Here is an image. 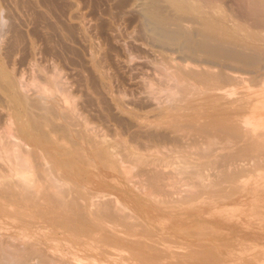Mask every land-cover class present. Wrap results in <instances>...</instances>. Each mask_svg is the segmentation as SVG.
Here are the masks:
<instances>
[{"label": "bare ground", "instance_id": "6f19581e", "mask_svg": "<svg viewBox=\"0 0 264 264\" xmlns=\"http://www.w3.org/2000/svg\"><path fill=\"white\" fill-rule=\"evenodd\" d=\"M258 1L260 3L255 10L247 14L242 12L243 15H236L234 19L229 17L231 13L224 15L223 10V14L219 13L220 10L203 12L199 6L194 7L188 2L186 6L182 0H168L181 12L183 9L195 12V17L189 19L200 28L182 34L177 32L178 28L171 34H163L160 29V32L155 31L166 37L168 42L176 44L181 56L179 61L176 60L173 72L169 70L168 77H163L165 82L158 76L163 82H159L158 78V84L152 80L157 85L147 81L150 84L145 87L147 92L144 93L151 96L153 101L150 102H155L156 108L151 111L145 109L148 112L138 117L133 115L137 117L133 121L137 128L131 124L135 130L153 128L151 131H155L154 134L146 135V139L143 138L146 132L141 131V139H137V135L135 140L132 139L134 141L119 142L113 137L116 145L112 142L113 145H108L107 133L104 136L102 129L94 132L96 129L92 128L93 131H88L92 139L86 141L82 134L87 136L85 129L90 126L83 122L88 128L85 125V129L81 128L84 133H78V140L88 146L82 145L85 149L82 151L75 147L77 153L79 150L83 154L81 157L79 154L80 158L76 160V153L65 156L67 154L59 150L60 147L55 145L57 142L52 140L56 136L53 133L51 141L56 147L44 145L47 143V138L43 140L41 134L45 136L44 132H35L40 123H35L38 127L34 129L22 122L14 131L11 124H3V133L8 137L0 133V264H221L220 257L223 260L229 258L225 256L230 253L231 247L224 246V239L237 240L238 243L258 241L264 245V233L261 232L264 226H243L245 222L240 224L239 218L231 214L225 216L221 210V206L228 204L252 207L254 215L256 208H264V35L249 32L236 22L247 21L248 29L264 33V0ZM235 12L232 13L237 14V10ZM56 129L54 127L53 131ZM62 129L61 126L60 132ZM71 132L74 133V130ZM124 132L120 133L121 136ZM68 139H64L63 146L69 143ZM117 141L121 148L117 146ZM58 151L65 157L56 161L55 166H50L49 159H56ZM93 159L109 169L120 171L123 176L129 172L127 164L135 165V169L138 167L133 176H126L129 179L121 175L134 190L128 187L124 198L113 194L111 198H106L110 194L98 193L101 190L96 186L93 190L98 192L92 194L96 200L81 203L72 190L60 188L72 172L77 173L75 171H78L80 163L91 165ZM131 168L129 173L134 169ZM55 170L61 171V175L51 179L50 175L54 176ZM155 197L159 200L156 201ZM190 204L196 209L189 211V207H184ZM259 213L256 214L260 217L262 214ZM197 224L211 227V232L202 233L201 238L200 233L199 237L190 233V236H195L194 239L198 238L192 242L191 239L184 240L182 234V237L178 236L177 231ZM255 225L258 226L257 223ZM154 230L169 233V236L157 237ZM170 236L184 240L177 242V252L173 251L175 246L172 239H168ZM248 247L245 244L247 252L242 248L245 255L253 245ZM241 252L234 253L240 256ZM233 255L229 264L235 262ZM263 255L262 252L254 257ZM244 260L236 263L261 262L255 263L249 257Z\"/></svg>", "mask_w": 264, "mask_h": 264}, {"label": "rangeland", "instance_id": "374dc122", "mask_svg": "<svg viewBox=\"0 0 264 264\" xmlns=\"http://www.w3.org/2000/svg\"><path fill=\"white\" fill-rule=\"evenodd\" d=\"M182 1L185 2L184 5L186 6L188 3L194 5V7L199 6V10L203 12H219L220 10L219 13L221 14L225 11L224 15L231 13L229 17H234V19L235 17L240 16L242 12L247 14L248 11L255 10L257 4L260 3L258 0H254L257 3L252 2V0ZM200 2H202V4H200ZM198 3L199 5H197ZM248 3L250 4L249 7ZM213 4L218 6V8H216V6L211 7L214 6ZM243 7L245 11L243 10ZM236 10L237 14H235ZM239 10L243 11L238 12ZM183 11L181 12L180 9H175L168 0H0V133L2 135H7L8 137V134L3 133V124L6 122L11 124L13 131L21 125L22 122L23 125H31V128L33 127L34 129L39 125L35 132L37 131L36 133L39 132V134L40 132H44L45 136L41 133L42 137H44L43 140H45L46 137V142H51H49L48 145L47 143L44 145L47 147L50 145L59 146V150L67 154L65 156H68V154L71 156L70 154L72 153V156H74L76 153V155H78L77 157L74 156L76 160L83 155L80 154L82 153L80 151L84 149L83 146H88L87 143L82 142L80 139L81 142L78 140L80 136L78 133L80 134L85 128H88L87 125L92 127L88 128L90 130L85 129L87 136L82 134L86 141L87 139L90 141L92 139V136L88 134L90 131L96 129L94 132H97L102 129L101 133H104V136L107 133L105 138H107L108 145H111L112 143L116 145L115 140H118L119 142L120 140H135L137 135L140 136H137V139H141L143 136H145L143 138L146 139V135L148 137L153 135L155 132L151 131L153 128H149L151 130L146 129V131H144L145 129L135 130V128H131V124L132 126L134 125L133 127H136V123L134 124L133 121L135 122L138 116L143 115L142 113L145 114L148 112V108L150 109L149 111L156 108L154 104L155 102H150V100L153 101L151 96L144 93V91L147 92L145 87L153 82H157L158 84L162 81H160L161 78L164 79L163 81L165 82L166 79L163 77L165 75V77H168L169 70L171 71L173 69L175 63L179 61L178 59L181 56L176 49V44L173 45L174 43L168 42L167 39H165L166 37L160 33L159 35L162 37L159 36L155 31H163V34H171L172 31L173 33L176 32L178 28L177 32L182 34L181 32H191L194 28H200V26L189 19L194 16V14L196 15V13L192 11H190V13L189 11H185V9H183ZM186 15L190 16L187 17ZM236 22L237 25L241 24L240 26L245 30L247 29L249 32L254 31L259 35H264L262 31L260 32L257 29H248L246 24L248 26L249 22L247 21H244L245 23H241L242 20ZM162 24H164V26H162ZM158 29H160V31ZM179 43L180 40L177 42V45ZM172 59L175 60L173 61ZM173 70L170 73H172ZM160 75H162V77ZM157 76L160 77V79ZM157 78L159 79V82ZM152 80L154 81L152 82ZM147 81H150V83ZM157 84L153 83V85ZM146 96H149V98ZM146 98L149 101H146ZM144 103L149 106L147 107ZM73 110L75 111L73 112ZM74 114H76V116ZM133 115L138 116L135 117ZM68 117L75 120V122L73 123ZM44 121H46V123ZM67 121H70L72 125ZM27 122L28 124H26ZM83 122H87V125ZM35 123L40 124L36 125ZM75 124L76 126H74ZM125 124L128 126H124ZM53 126L55 129L58 128V131L56 129L54 132ZM61 126L64 128L61 131L63 133L60 132ZM39 128L40 130L42 129V131L38 130ZM81 128L84 129L81 130ZM92 128L94 129L91 130ZM127 128L129 133L127 132ZM129 128L131 131H129ZM48 129H50V132H48ZM132 129H134L137 134L133 132ZM73 130L74 133L71 132ZM111 130H113V132ZM114 130L117 131H115V135L112 136ZM123 131H126L127 133L124 132V134H126H123L122 138L121 134ZM141 131L144 132V134L146 132V134L142 136ZM139 132H141V135ZM52 133L53 135H56L54 136L56 139L52 138L54 142H57L55 145H53V141H51ZM101 133L96 134L100 135ZM130 133L131 135L128 137ZM49 134L50 136H48ZM64 134H66L68 138H71L68 139ZM73 134L75 136H73ZM118 134L120 138L118 137ZM59 135L61 137L64 136L63 140L61 139L62 142L59 140V138H61ZM125 136H127V138ZM113 137L115 140H112ZM48 138L50 139L48 140ZM65 138L68 139L67 142L69 141V143H71V145L69 143L67 144L68 147H66L67 145H62V143L65 144L66 142L64 141ZM58 141H60V144H58ZM70 146L81 150H78L77 153V151H75L76 148L73 149L71 147V150ZM117 146L119 148L122 147L121 144H118ZM73 150L75 152H73ZM60 151H58L56 159H49L48 163L50 166H55L58 161L63 160L65 156L61 155ZM76 160L74 161L75 163ZM97 161V159H93L91 165H82L81 163L80 165L78 163V167H80L78 168V171H75L77 173L72 172L70 176L73 180L70 177L66 178L63 182L64 188L62 187L63 184L62 186L59 183L57 185H60V188L63 190H72V192L75 193L74 195H78L77 197L80 198H78V202L82 201L81 203L86 200H96L92 197V194L93 192H98V190H101L98 193L104 192L110 194V196H107L106 198H111L112 194L124 198V191L128 193L127 188L129 187L128 189L130 190L132 188L129 183L125 182L123 177H126L129 174L132 175V173L135 174L138 167L135 169V165L127 164L126 166H129L127 167V171L130 172L129 168L131 167V169H133V167L134 169L131 173L128 172L125 176L121 174L123 176L121 177L120 171L118 172L116 169V171L109 169L105 164L103 166ZM115 172H117V174ZM53 174L55 178L51 174V179H56L58 175H61V171L55 170L53 171ZM86 175L88 177H86ZM131 175H129V178ZM108 181H111V183ZM96 186L100 188L98 190H93ZM180 189L183 190L182 188ZM186 191L189 190L186 189ZM89 192L91 193L88 197L86 195ZM84 194L86 197H84ZM157 197L154 198L156 201L159 199L161 200L160 197H158L159 199ZM190 206L191 204L184 205L187 209L189 207V211L196 209V207ZM228 208L229 210H227ZM232 209H235L233 210L234 212L231 211ZM257 209H262L259 210V212L261 211L263 213L257 212ZM263 209V207L256 208V210L253 209L255 214H262L259 217L257 216L258 214L252 215V207L249 209L248 207L242 208L231 204L221 206L222 213L225 214V216L231 214L233 215L232 217L239 218V221L237 220L238 223L243 224L245 222L243 226H250L253 228H259L261 225L262 227L264 226V219L262 220V218H264ZM239 211L242 212L240 213ZM247 213L251 216L247 215ZM255 216H257L256 219ZM258 220H260V222ZM255 223H257L258 226H256ZM200 226L203 227V229ZM261 229V232L264 233V228ZM157 231L154 230L157 237L164 238L169 236V233L164 232V234L161 231L159 233ZM203 231H205V233ZM177 232L178 236L182 234L185 238L184 240L190 241L191 239L190 242H192L196 235V237H199V233L200 238L203 234H206L207 232L210 233L211 227L204 224H197L190 229L185 230V228H183ZM190 233L193 235L195 234V236H192V234L190 236ZM168 239H172V242H174L175 248L173 251L175 250L176 252V246L178 245L177 242H184V240H181L179 237L170 236ZM176 239L179 240L177 241ZM257 242L258 241H245L238 243L237 240L233 241L224 239V246L226 247V245H228V249L229 246L232 248L230 247V253L225 256H229V258L223 260L222 257H220V261L229 264L231 256L235 254L234 252L240 253L244 249L245 244L246 247L250 246L248 248H251L253 245V248L248 250V253H252H246V255L248 254L246 256L244 252H247V250L244 249L245 251H242L241 254H244L245 256L243 255V257H241L242 255L238 256L239 253H236L237 255H235L241 258L239 259L237 257V259L236 256L233 255L234 257L232 258H235V262L233 263L232 261L234 260L231 259V263L238 264L236 262L239 261V263H241L242 261H245L244 259L248 260V257L251 258V260H255L254 258L257 257H254V255H261L262 252L264 254V245ZM232 250L235 251L232 253ZM178 252H180V250ZM229 254H231V256ZM259 257L260 256H258V258ZM262 257H260L259 261L262 260ZM258 258L255 260V263L259 262ZM261 262L264 264V257ZM261 262L259 263L262 264Z\"/></svg>", "mask_w": 264, "mask_h": 264}]
</instances>
